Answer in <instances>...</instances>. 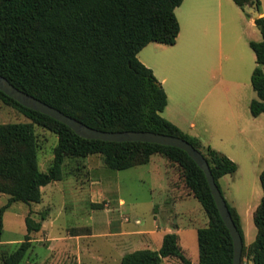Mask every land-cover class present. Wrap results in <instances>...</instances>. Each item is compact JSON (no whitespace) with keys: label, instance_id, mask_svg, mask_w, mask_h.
Instances as JSON below:
<instances>
[{"label":"trees","instance_id":"1","mask_svg":"<svg viewBox=\"0 0 264 264\" xmlns=\"http://www.w3.org/2000/svg\"><path fill=\"white\" fill-rule=\"evenodd\" d=\"M182 1L0 0V75L90 127L152 131L186 139L203 154L219 187L218 179L235 173L237 164L185 135L161 115L167 104L166 92L153 71L137 58L149 42H176L179 23L175 8ZM233 1L249 17L245 7L253 2L258 8L260 5L259 0ZM254 23L261 33V40L249 42L257 63L250 77L256 98L249 103L255 117L264 113V16L259 15ZM0 101L28 120L0 123V193L8 195L7 203L0 207V241L5 210L15 202L40 203L42 187L62 179L65 158L100 154L107 168L122 170L160 155L181 169L189 194L199 201L208 218L207 225L197 229L198 261L192 263L184 255L176 232H167L158 249H134L125 253L119 264H159L167 258L182 264H233L232 237L204 172L185 151L149 142L82 138L67 125L22 106L1 90ZM35 125L57 135L52 163L46 171L38 167ZM259 180L263 194L253 211L256 235L246 249V264H264V168ZM226 203L243 239L240 217ZM39 215V220L25 217L24 239L2 264H20L31 245L30 233L39 231L45 220L43 213ZM243 253L244 244L241 264Z\"/></svg>","mask_w":264,"mask_h":264},{"label":"rangeland","instance_id":"2","mask_svg":"<svg viewBox=\"0 0 264 264\" xmlns=\"http://www.w3.org/2000/svg\"><path fill=\"white\" fill-rule=\"evenodd\" d=\"M262 3L264 6V0ZM254 28L256 33L249 37L259 41L261 33ZM212 42L209 44L215 48ZM253 63L255 67V59ZM221 69L225 75V59ZM203 71L206 74V69ZM203 75L191 67L172 70L169 83L179 88L180 93L170 98L161 115L173 119L185 135L194 133L206 144L210 141V132L221 130L214 125L210 129L209 125L207 131L208 103L204 104L206 108H200L197 96H189L192 91H199L198 80ZM226 85L230 88L229 83H223L222 89ZM234 91L238 92V107L248 119L249 129L243 133L223 131L230 139L220 147L237 161L232 159L237 170L220 178L218 184L224 198L240 216L245 251L242 263L246 264L249 262L246 249L256 235L253 211L263 194L259 175L264 167V113L251 116L249 99L256 95L249 78L242 77ZM24 121L28 120L23 114L0 101V123ZM190 122L194 123V129L189 128ZM35 134L38 167L46 171L52 163L57 135L38 125H35ZM157 158L159 155H154L149 163L122 170L107 168L100 154L65 158L62 179L42 188L40 203L15 202L5 210L0 264L23 241L27 232L25 217L39 220L40 213L45 215V220L39 231L30 233L31 245L20 264H119L122 256L134 249H158L167 232L178 234L184 255L196 263L197 229L206 226L208 218L193 195L181 194L183 190L190 192L181 169L167 163L166 170L165 161L161 159L158 163ZM7 200L8 195L0 193V207ZM159 264L182 263L176 258H167Z\"/></svg>","mask_w":264,"mask_h":264},{"label":"crops","instance_id":"3","mask_svg":"<svg viewBox=\"0 0 264 264\" xmlns=\"http://www.w3.org/2000/svg\"><path fill=\"white\" fill-rule=\"evenodd\" d=\"M259 2V15L264 16L263 0H259ZM175 14L179 23V33L176 42L173 45L154 41L149 42L137 53V58L153 71L162 84L167 95L165 108L170 98H174L176 94L180 93L179 88H173L169 83V76L172 70H188L191 67L192 70L198 73L201 71L204 73L198 80L199 86L201 85L199 91H192L189 96H197L198 107L200 108L208 103L207 108L204 106L207 109V131L209 125L210 129L214 125L221 132H210V141H206V144L194 133L187 135L197 139L201 145L211 146L236 161L220 145L230 139L223 131L234 130L235 132L243 133L249 129L248 119L240 113L238 107L239 95L237 91H234V88L240 83L242 77L250 79L251 73L255 68L253 63L255 54L249 46V42L253 40V38L249 37V34L256 33L254 27L257 28L254 18L246 16L244 11L233 0H183L175 8ZM210 41H214L212 43L215 48H211ZM213 57L216 59H213ZM222 59H225L226 62L227 73L225 75H223L221 69ZM205 69L206 74L203 71ZM223 83H229L230 88L226 85L222 89L221 85ZM231 87H233V91H231ZM201 88H203L202 91ZM252 99L254 98L249 100L251 101ZM168 120L178 127L173 119ZM189 128H195L193 122H190ZM213 142H217L219 146L214 145ZM153 156L150 157L149 162ZM161 159L165 161L164 166L167 170L168 162L159 155V158H157L158 163L162 161ZM181 194L192 195L184 192V190ZM230 205L233 206L232 204Z\"/></svg>","mask_w":264,"mask_h":264},{"label":"water","instance_id":"4","mask_svg":"<svg viewBox=\"0 0 264 264\" xmlns=\"http://www.w3.org/2000/svg\"><path fill=\"white\" fill-rule=\"evenodd\" d=\"M246 12L251 14L255 19L259 16L258 6L255 2L245 7ZM0 90L7 96L17 101L22 106L39 111L53 119L67 125L78 136L86 139L103 140L110 142H149L161 145L174 146L185 151L188 156L201 168L204 172L211 194L219 211V214L229 230L233 241V264H241V255L243 249V239L237 229L226 200L221 193L214 177L211 173L209 164L203 154L196 149L189 141L181 137L156 133L152 131L141 130H122V131H106L90 127L83 122L73 118L59 109L41 101L27 92L20 90L14 86L5 76L0 75ZM250 264H253L250 261Z\"/></svg>","mask_w":264,"mask_h":264}]
</instances>
